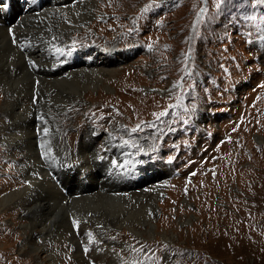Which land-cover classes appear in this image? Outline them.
<instances>
[{
    "label": "bare ground",
    "instance_id": "1",
    "mask_svg": "<svg viewBox=\"0 0 264 264\" xmlns=\"http://www.w3.org/2000/svg\"><path fill=\"white\" fill-rule=\"evenodd\" d=\"M17 1L12 0L10 8L0 7V159L7 167L0 168V255L7 262L4 264H93L95 259L87 258L83 249L87 241L92 249L106 254L102 263L142 264L137 255L141 243L136 248L124 246L123 252L116 249L123 239L132 237L129 229L139 234L160 233L161 223L156 227L154 220L155 203L164 182L148 183L161 179L165 173L157 171L156 176L144 178L149 166L136 156L138 152L143 153L142 141L135 144L127 137L118 138L124 131L132 137L137 132L132 129L151 126L144 116L158 114L160 110L150 100H135L141 96L134 81L140 80L141 60L128 61L133 51L131 48L123 50L125 41L117 39L111 44L89 34L96 29L90 18L109 11L104 7L106 0H45L41 5L34 4V0H23L21 4ZM117 1L116 13L120 15L129 9L121 5L126 0L108 2ZM134 1L137 0H131ZM151 2L155 4L157 0ZM93 3L98 7L93 8ZM6 19L11 20L9 24ZM99 28L97 34L108 35L105 28ZM128 29L131 34V26ZM97 81L101 86L115 85L117 93L99 89V93L94 94L89 90L83 97L69 92L80 86L94 84L97 87ZM55 95L67 97L65 100L73 106L58 103L53 99ZM110 97L118 107L111 112L115 115L111 129L106 122L97 123L89 119V115L85 116L97 110L96 106L83 109L87 101H109ZM116 97L123 100L117 101ZM40 111L50 115L39 118L37 112ZM77 112L82 113L81 119L73 123L71 117ZM209 114L198 113V120ZM120 117H124V123H117ZM102 129H109L104 154L95 151V141ZM65 162L77 165L76 171L63 170ZM56 173L69 187L67 192L58 186L54 179ZM172 188L169 185V195L176 192L173 199L179 201L184 191ZM173 199L160 203L161 221L168 224L174 217ZM144 206L148 211L147 226L141 219L144 216L135 215H141ZM56 208H71L73 212L67 209L55 212ZM217 208L220 207L207 204L204 211ZM182 211L180 207L177 213ZM229 213L232 214L231 208H220L211 215L202 214L189 228L187 236L183 230L178 236L188 239L192 229L205 225L208 233L200 230L195 235L216 236L218 231L232 237L231 227L223 223ZM6 214L8 218L14 215L12 222L2 225ZM90 215L96 222L94 227L77 228L74 221ZM123 224L128 230L116 231ZM166 242L162 247H169ZM16 248L21 255L16 254ZM170 255L166 253L167 258Z\"/></svg>",
    "mask_w": 264,
    "mask_h": 264
},
{
    "label": "rangeland",
    "instance_id": "2",
    "mask_svg": "<svg viewBox=\"0 0 264 264\" xmlns=\"http://www.w3.org/2000/svg\"><path fill=\"white\" fill-rule=\"evenodd\" d=\"M106 1L104 7L109 11H101L100 15L90 18L96 29L89 34L111 44L117 39L125 41L123 50L131 48L133 51L128 55V61L141 60L140 80H134L141 96L135 100L151 101L160 109L158 114L144 116L151 126L137 129L132 137L124 131L118 138L127 137L135 144L142 141L143 153L138 152L136 156L143 158V163L149 166L144 178L156 176L158 173L154 172L157 171L167 175L148 183L164 182L163 191L155 203L154 220L156 227L161 223L158 227L160 233L144 231L139 234L123 224L116 231L126 229L132 237L123 239L116 249L123 252L124 246L136 248L141 243L137 255L142 264H264V87H260L264 84V72L254 70L256 44L251 40L254 32L256 39L264 36V0H224L220 7L216 6L218 0H157L155 4L151 2L155 0H126L121 5L129 9L120 15L115 12L119 9L118 1L115 4ZM17 3L22 2L18 0ZM92 7L97 8V3ZM240 20H248L250 30ZM99 26L105 28L108 35L97 34ZM133 45H136L134 49L130 47ZM96 84L97 87L94 84L80 86L69 92L83 97V93L89 90L94 94H98L99 89L117 93L115 85L101 86L98 81ZM123 97H116L117 101H122ZM112 98L109 101H87L83 109L93 105L97 110L87 112L85 116L89 115V119L97 123L106 122L111 129L115 117L111 112L118 108ZM53 99L65 107L73 106L65 96L55 95ZM230 100L235 104L231 108ZM246 102L247 108L243 112L241 108ZM162 110L165 114L159 115ZM46 112L40 111L37 115L47 118L50 114ZM204 112L210 114L198 120V113ZM77 113L71 117L73 123L81 119L82 113ZM192 120L197 126L195 129L188 126L190 132L187 134V124ZM124 121V117H120L117 123ZM200 128L213 130V140L208 141L206 135H197ZM108 130L102 129L95 141V151L100 154L108 148L105 138ZM191 137L196 141L191 142ZM192 143L197 144L196 148ZM2 162L0 159V168L6 169ZM178 168L181 172L172 175ZM169 185L172 189L182 188L184 191L179 201L173 199L176 192L169 195ZM170 199H173L174 217L168 224L161 221L163 208L160 203ZM207 204L232 209V214L225 215L223 222L231 227L232 237L218 231L216 236L195 235L200 230L208 233L203 225L192 229L188 239L180 238L178 233L183 230L187 236L200 215L215 214L220 209L204 211ZM180 207L183 211L177 213ZM60 209L56 208L55 212L66 209L73 212L71 208ZM140 212L141 215H135L144 216L141 219L147 226L146 206ZM8 214L1 220L2 225L12 222L14 215L8 218ZM78 220V227L93 228L96 224L92 215L78 217L75 221ZM213 227L217 230L218 226ZM148 241H152L151 244ZM165 241L168 248L162 247ZM90 244L87 241L83 248L85 256L91 261L97 260L93 264H110L102 263L106 254L92 249ZM167 252L171 253L169 258ZM16 254L21 255L18 248ZM123 257L127 259V255ZM4 263L7 262L0 255V264Z\"/></svg>",
    "mask_w": 264,
    "mask_h": 264
},
{
    "label": "built area",
    "instance_id": "3",
    "mask_svg": "<svg viewBox=\"0 0 264 264\" xmlns=\"http://www.w3.org/2000/svg\"><path fill=\"white\" fill-rule=\"evenodd\" d=\"M244 25H245V27L246 28H248L249 29V27H248V25H247V23H249V21L248 20H240ZM250 30V29H249ZM244 33H245V31H244ZM256 32H254V34H255ZM253 34V36H251V40L253 39L254 40V42H255V64L253 65V67H254V70H255V72H257V73H260V72H264V36H262L261 38H260V34H258V36H259V38H257L256 39V37H255V35ZM256 36H257V34H256ZM253 40H252V43H254L253 42ZM236 62L239 64V61L236 59ZM239 66H241V65H239ZM240 69H242V71H244L243 70V68L242 67H240ZM251 72H248L247 74H250ZM256 73V74H257ZM244 74L245 73H243L242 75L244 76ZM247 74H245V76L247 75ZM247 77V76H246ZM250 76H248V78H249ZM235 88V87H234ZM247 103L248 102H246V104L241 108L242 109V111L243 112H245V110H246V108H247ZM227 104H228V102H227ZM235 104L233 103V100H230L229 101V108H231L232 106H234ZM240 106V105H239ZM236 107V106H235ZM234 113V112H233ZM188 126H190V129H195L196 128V126H197V124L194 122V120H192L191 121V123L190 124H187V127H186V131H187V134H189V132H190V130H189V128H188ZM199 128V127H198ZM189 130V131H188ZM208 129H205V128H200V130L198 129V134L197 135H206V137H207V139H208V141H211V140H213V137H214V131L213 130H209V131H207ZM192 131V130H191ZM195 132V131H194ZM201 135V136H202ZM196 140L195 139H193L192 137H191V142H195ZM197 143V142H196ZM194 144V143H192V145H193V147L194 148H196V146H197V144ZM181 172V169H177V170H175L173 173H172V175H175V173H180Z\"/></svg>",
    "mask_w": 264,
    "mask_h": 264
},
{
    "label": "snow or ice",
    "instance_id": "4",
    "mask_svg": "<svg viewBox=\"0 0 264 264\" xmlns=\"http://www.w3.org/2000/svg\"><path fill=\"white\" fill-rule=\"evenodd\" d=\"M223 2H224V0H218V3H217L216 6H217V7H220V4L223 3ZM148 47L151 48L152 45L149 44ZM33 64L35 65V62H33ZM260 87H264V84H261ZM164 114H165V113L162 112V113H160L159 115H164ZM137 127H139V126H137ZM234 130H235V129H234ZM132 131H133V132L137 131V128L132 129ZM194 174H195V173H193V175H194ZM74 223H75V225H76L77 228H78V226H79V221H74Z\"/></svg>",
    "mask_w": 264,
    "mask_h": 264
}]
</instances>
